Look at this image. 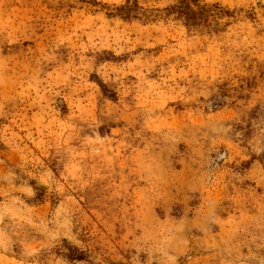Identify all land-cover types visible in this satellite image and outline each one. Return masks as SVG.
Instances as JSON below:
<instances>
[{
    "label": "rangeland",
    "instance_id": "obj_1",
    "mask_svg": "<svg viewBox=\"0 0 264 264\" xmlns=\"http://www.w3.org/2000/svg\"><path fill=\"white\" fill-rule=\"evenodd\" d=\"M0 264H264V0H0Z\"/></svg>",
    "mask_w": 264,
    "mask_h": 264
}]
</instances>
